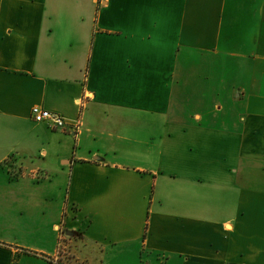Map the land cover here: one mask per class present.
I'll return each mask as SVG.
<instances>
[{"label": "crops", "instance_id": "crops-1", "mask_svg": "<svg viewBox=\"0 0 264 264\" xmlns=\"http://www.w3.org/2000/svg\"><path fill=\"white\" fill-rule=\"evenodd\" d=\"M96 261L264 264V0H0V264Z\"/></svg>", "mask_w": 264, "mask_h": 264}, {"label": "built area", "instance_id": "built-area-1", "mask_svg": "<svg viewBox=\"0 0 264 264\" xmlns=\"http://www.w3.org/2000/svg\"><path fill=\"white\" fill-rule=\"evenodd\" d=\"M80 101L82 102V100ZM31 117L35 122H47L53 129H65L67 127V124L61 115L50 112L43 108L33 107L31 109ZM59 232H60L59 242H62L63 239L65 238L64 233L62 229H60ZM59 252L60 249H58L57 251V256L59 255Z\"/></svg>", "mask_w": 264, "mask_h": 264}, {"label": "rangeland", "instance_id": "rangeland-1", "mask_svg": "<svg viewBox=\"0 0 264 264\" xmlns=\"http://www.w3.org/2000/svg\"><path fill=\"white\" fill-rule=\"evenodd\" d=\"M62 255H65V256H67V253H65V252H63V251H62V253H61V252H59V255H58V256H59V257H58V258H59V260H61V259H63V258L65 257V256H64V257H60V256H62ZM58 262H59V261H58ZM93 264H103V263H100V262H97V261H96V262H94ZM104 264H109V263H106V262H105ZM110 264H114V261H111V263H110Z\"/></svg>", "mask_w": 264, "mask_h": 264}]
</instances>
